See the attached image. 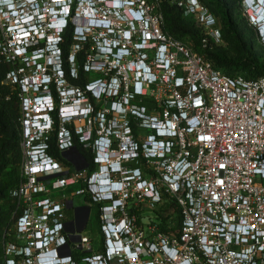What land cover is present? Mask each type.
Instances as JSON below:
<instances>
[{"label": "built area", "instance_id": "built-area-1", "mask_svg": "<svg viewBox=\"0 0 264 264\" xmlns=\"http://www.w3.org/2000/svg\"><path fill=\"white\" fill-rule=\"evenodd\" d=\"M172 1L202 28L204 44L220 40L201 0ZM159 5L0 0L22 152L0 264H264V76L193 52L165 30ZM72 28L75 41L90 43L85 90L63 67L77 77L79 47L66 63L62 52ZM77 144L92 152L93 171L69 161L83 165ZM71 186L74 195L63 193ZM165 196L182 216L176 235L150 220Z\"/></svg>", "mask_w": 264, "mask_h": 264}, {"label": "trees", "instance_id": "trees-1", "mask_svg": "<svg viewBox=\"0 0 264 264\" xmlns=\"http://www.w3.org/2000/svg\"><path fill=\"white\" fill-rule=\"evenodd\" d=\"M159 1V8L164 16L165 30L187 44L193 52L204 56L214 66L229 69L241 68L249 70L252 76H264V53H261L252 40L244 35L248 27L247 19L244 18L246 25L239 30L238 20L234 17L236 11L238 17H242L244 11L239 1L202 0L206 6L208 5L216 12L222 25L224 39L229 40L236 51L232 58L214 48L212 40L204 44L202 39L206 34L192 17L183 14L178 4L173 3L172 0ZM64 60L66 63V58ZM78 61L83 63L82 58ZM66 67L65 72L69 84L85 90L89 77L83 67L80 68L77 77H72L67 64ZM10 69L11 65L0 54V262L3 235L11 224L16 206L11 191L20 181L22 160L18 92L5 84L6 75ZM52 90L56 95L54 85ZM56 112L53 114L55 117ZM76 150L90 165L89 171H93L92 152L84 149L80 144L76 145ZM55 154L60 160L67 162L61 152L57 151ZM153 211L160 232L168 235L179 233L182 216L174 199L165 196L160 203L156 204Z\"/></svg>", "mask_w": 264, "mask_h": 264}, {"label": "rangeland", "instance_id": "rangeland-1", "mask_svg": "<svg viewBox=\"0 0 264 264\" xmlns=\"http://www.w3.org/2000/svg\"><path fill=\"white\" fill-rule=\"evenodd\" d=\"M238 1L240 2V5L241 4L243 5L242 10H244L243 14H242V17H238L237 11L234 13V17L238 20L239 30L246 25L245 24L246 22H245L244 18L247 19L248 27H247L244 35H246V37L248 39L252 40L254 46H256L261 53H264V40L262 38H260V35L258 34L257 28L254 25L255 24V20L252 19V21H251V18L249 17V14H253L254 13V9L251 8V7L247 8V5H245V1L244 0H237V2ZM246 1H247V4L249 6H251L248 3V0H246ZM202 3L205 4L203 1H202ZM208 8L210 10V13L217 19V25H216L215 30H217L220 33V35H221L219 41H214L210 37H209L208 41L210 42L212 40V42H214L213 47L216 48L218 51L223 52L225 55H227L230 58L234 57L236 51L234 50V47H233L232 43L229 40L224 39V33H223L222 25L220 23V20H219L218 16L216 15V12H214V10L211 9L209 6H208ZM234 70H235V72L237 74H243L244 76H247V75L250 74L249 70H244V69H241V68H239V69L233 68V71ZM76 190H77L76 186H71V187L65 188L63 190V193H65L67 195H74L76 193ZM76 200H77V204H79V203L82 202L83 197L77 196ZM145 213L147 214V211H145ZM149 215H150V217H152V219H150V220L156 221L155 214H154L153 210L149 212ZM93 218H94V216H93ZM94 220H95V218L92 219V223H93L94 228H96L97 225H96V222H94ZM145 222H148V219ZM83 234L84 235H91L92 234V229L89 227L88 229L83 231Z\"/></svg>", "mask_w": 264, "mask_h": 264}, {"label": "flooded vegetation", "instance_id": "flooded-vegetation-1", "mask_svg": "<svg viewBox=\"0 0 264 264\" xmlns=\"http://www.w3.org/2000/svg\"><path fill=\"white\" fill-rule=\"evenodd\" d=\"M73 32H74V28L69 30V36L67 37L66 41L67 43L62 45V52H63V58L67 59L71 53V51L73 49H76V47H79V51L76 54V58L80 59L82 58L83 60V55L85 52L90 50V43H81V42H77L74 40L73 37ZM69 63V62H68ZM78 65V70H80L81 67H83V63H81L80 61L76 62ZM63 67L66 69V64L63 65ZM70 69V68H69ZM144 164L142 163H137L136 165H134L132 167L133 171H139V174H141V179L148 185L150 182V177L146 174V172L144 171ZM115 197L117 198V196L115 195ZM78 218V225L80 228H83L84 226H86V222H87V218L83 217L82 215L77 216Z\"/></svg>", "mask_w": 264, "mask_h": 264}, {"label": "water", "instance_id": "water-1", "mask_svg": "<svg viewBox=\"0 0 264 264\" xmlns=\"http://www.w3.org/2000/svg\"><path fill=\"white\" fill-rule=\"evenodd\" d=\"M78 155L82 158V160H83V165L82 166H78L74 161H72V160H69L73 165H75V167H76V169L77 170H82V169H84V168H86L87 167V163H85V159L82 157V155L78 152ZM72 203H70V205L68 206L69 208H71V205ZM85 228V226L81 229V230H83Z\"/></svg>", "mask_w": 264, "mask_h": 264}, {"label": "clouds", "instance_id": "clouds-1", "mask_svg": "<svg viewBox=\"0 0 264 264\" xmlns=\"http://www.w3.org/2000/svg\"><path fill=\"white\" fill-rule=\"evenodd\" d=\"M245 1V5H247V8H249L250 6L247 4V1L246 0H244ZM250 15V14H249ZM251 21H252V19H251ZM67 24V23H66ZM255 26H256V24H254ZM256 28H257V31H258V34L260 35V38H261V34H260V32H259V29H258V27L256 26ZM119 188L121 187V185H119L118 186Z\"/></svg>", "mask_w": 264, "mask_h": 264}, {"label": "bare ground", "instance_id": "bare-ground-1", "mask_svg": "<svg viewBox=\"0 0 264 264\" xmlns=\"http://www.w3.org/2000/svg\"><path fill=\"white\" fill-rule=\"evenodd\" d=\"M251 2H252V0H248V3H249V4H251ZM253 9H254V8H253ZM250 11H251V10H250ZM259 11H260V10H259ZM260 17H261V18L264 17V12H261V13H260Z\"/></svg>", "mask_w": 264, "mask_h": 264}]
</instances>
